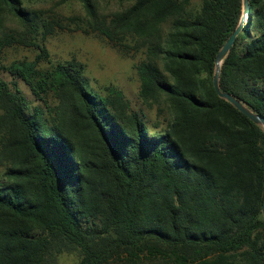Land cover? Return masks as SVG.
<instances>
[{
	"label": "trees",
	"instance_id": "1",
	"mask_svg": "<svg viewBox=\"0 0 264 264\" xmlns=\"http://www.w3.org/2000/svg\"><path fill=\"white\" fill-rule=\"evenodd\" d=\"M73 1L85 16L34 9ZM97 1L0 0V57L39 51L0 66L38 103L0 79V264L74 250L78 264H264V129L212 85L242 0H115L129 6L109 15ZM249 5L219 88L264 118V0ZM71 26L141 52L139 97L166 102L162 131L120 90L88 89L83 63L49 60L45 38Z\"/></svg>",
	"mask_w": 264,
	"mask_h": 264
},
{
	"label": "rangeland",
	"instance_id": "2",
	"mask_svg": "<svg viewBox=\"0 0 264 264\" xmlns=\"http://www.w3.org/2000/svg\"><path fill=\"white\" fill-rule=\"evenodd\" d=\"M129 3H119L115 0H98L97 12L109 15L125 10ZM55 9V13L64 18L72 16H85L79 2L73 1L65 5H56V2H36L35 10ZM46 16V15H44ZM67 24L66 20H63ZM7 28H17L13 22H7ZM56 30L44 40L51 62L68 61L75 59L85 66L84 78L88 89L103 95L106 88L114 87L120 90L129 101L133 110L145 115L149 131H162L170 120V113L166 102L161 101L152 107H147L139 97L140 80L136 65L143 59L140 51L133 47L122 49L109 43L107 39L98 34H84L81 31ZM39 54L38 49L23 45H13L4 49L0 57V66H8L15 61H34ZM41 67L47 66L45 62ZM0 79L9 83L16 82L23 94L34 102L29 88L20 80L0 70ZM38 103L34 102V105ZM3 167H0V177ZM80 254L78 251H69L60 254L57 264H78Z\"/></svg>",
	"mask_w": 264,
	"mask_h": 264
},
{
	"label": "water",
	"instance_id": "3",
	"mask_svg": "<svg viewBox=\"0 0 264 264\" xmlns=\"http://www.w3.org/2000/svg\"><path fill=\"white\" fill-rule=\"evenodd\" d=\"M242 5H243L242 16L240 18V22H239L237 28L229 36L227 41L224 43L222 49L219 51V53L216 56L215 74H214V77L212 80V85H213L215 93L217 94V96L219 98L229 102L239 112H241L246 117H248L254 124L259 125L264 129V118L255 114L254 112L249 110L244 104H242L240 101H238L236 98H234L232 95L222 92L219 88V74H220V67L222 65V62H223L224 58L226 57V55L229 53L232 46L235 44L236 38L242 32L243 27H244L245 23L247 22V19H248L249 14H250L249 0H242ZM262 213H263V217H264V201L262 204Z\"/></svg>",
	"mask_w": 264,
	"mask_h": 264
}]
</instances>
